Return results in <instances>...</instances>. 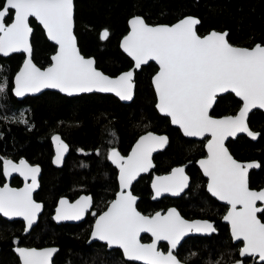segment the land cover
<instances>
[{"label":"snow or ice","instance_id":"1","mask_svg":"<svg viewBox=\"0 0 264 264\" xmlns=\"http://www.w3.org/2000/svg\"><path fill=\"white\" fill-rule=\"evenodd\" d=\"M13 12L11 23H5ZM33 17L43 26L48 38L58 45L51 57L52 63L44 69L32 62L29 35ZM128 23L131 31L123 38L121 47L133 58L136 68L150 60L159 65L153 85L156 108L161 113L170 116L171 122L186 136L210 134L207 158L199 161L208 177V191L230 205L224 220L231 225L233 239L243 241L240 256H258L259 261L264 262V222L257 217L264 212V208L257 207L258 201L264 202V189L251 190L248 180L249 169L259 165L237 162L224 147L225 138L237 133L245 132L252 138L258 135L249 130L246 119L251 109H264V45L233 46L226 39L227 33L216 31L200 36L195 27L199 20L191 16L170 26H150L139 16ZM108 35V30L104 29L100 38L106 39ZM15 52L27 53L15 77L17 96L39 92L42 88H56L69 94L97 90L114 92L122 100L132 98L133 70L110 78L94 67L92 59L80 54L73 35V0H4L0 8V54L8 56ZM5 89L6 81L0 82V94ZM229 90L241 99L243 106L235 115L213 118L209 114L213 101L218 93ZM19 122L27 123L22 118ZM52 139L57 150L54 163H59L68 146L58 135ZM166 144V136L148 132L137 140L126 157L114 148L109 151L108 159L119 168L121 191L116 193L107 210L98 215L92 231L94 238L106 241L109 246L118 245L129 260L144 264H181L173 249L186 231H215L210 222H189L174 208L151 216L137 211V197L126 189L140 173L152 167V152ZM0 161L6 177L12 172H19L26 180L31 176V184L23 188H11L7 183L0 187V213L8 218L22 216L31 225L42 207L32 199L40 169L23 159L18 164L3 157ZM187 183L184 168L177 167L169 175L155 177L152 187L156 196L163 192L176 195ZM91 203L89 196H81L75 203L61 199L55 219L79 220ZM141 233H151L152 242L141 243ZM161 240L170 245L167 254L157 248ZM55 251V248H16L22 264H49ZM234 264H242V261Z\"/></svg>","mask_w":264,"mask_h":264},{"label":"trees","instance_id":"2","mask_svg":"<svg viewBox=\"0 0 264 264\" xmlns=\"http://www.w3.org/2000/svg\"><path fill=\"white\" fill-rule=\"evenodd\" d=\"M3 0H0V7ZM132 15L141 16L151 24H171L185 15L198 18V35L213 29L226 30V39L237 46L250 47L264 44V0H73V32L81 54L92 56L95 67L113 76L127 69L131 62L119 50L118 39L126 31V20ZM10 15L6 17L8 22ZM32 33V61L42 68L49 63L54 46L43 35L41 28L30 19ZM107 29L109 35L100 39L99 31ZM22 60V54L0 56V82L6 89L0 94V157L16 161L24 159L40 168V187L35 198L43 203V212L27 235L22 234V223L0 218V250L6 260L0 264H17L10 250L11 237L22 244L34 246L54 245L57 251L51 264H137L124 260L118 249L106 250L98 243L85 244L86 223L54 224L48 212L53 199L60 193L82 187L102 201L100 195L110 197L116 185L115 173L99 158L105 149L116 147L126 153L135 138L153 131L167 135L164 150L153 156L154 171L187 163L186 172L191 185L185 196L177 199L184 212L214 221L217 232L208 237L186 238L177 250L184 264H229L237 257L239 243H232L227 227L219 222L223 210L203 189V179L198 174L194 160L203 155L202 143L181 136L169 125L167 118L154 109V94L150 76L155 70L152 63L141 66L134 73L133 98L121 103L110 94L88 93L64 96L53 91H43L36 96L20 100L11 94V78ZM239 101L230 93L217 97L211 115L233 114ZM27 123L19 122L20 119ZM248 126L258 131L255 141L238 136L226 143L230 153L239 160H256L259 167L248 173L249 187L264 186V113L252 111ZM58 133L69 144V154L61 168L50 163L52 155L49 136ZM76 148L90 151L84 166H77L81 156ZM0 161V184L3 182ZM147 176L139 178L132 193L139 196L136 208L140 212L152 211L157 203L150 201ZM14 181V182H13ZM11 185L15 184V180ZM264 208V207H263ZM201 210V214H200ZM264 222V212L258 214ZM85 225V226H84ZM244 264L256 263L245 258Z\"/></svg>","mask_w":264,"mask_h":264},{"label":"water","instance_id":"3","mask_svg":"<svg viewBox=\"0 0 264 264\" xmlns=\"http://www.w3.org/2000/svg\"><path fill=\"white\" fill-rule=\"evenodd\" d=\"M3 3H4V0H3ZM3 3H2V6H1L0 8L3 7ZM13 15H14V12L12 13V15H10V19H9V21H8V22H5V23H11L12 18H13ZM135 16H139V15H132V16H130V17L127 18V20H126V31H125V33H124L123 35L120 36V38L118 39V43H117L119 50H120V51H121V52H122V53H123L128 59H129V60H130V62H131L130 66H129L127 69L122 70V71L118 72L117 74H115V75H113V76L107 75V74H105L104 72H103V73H104L105 75L109 76L110 78H115V77L119 76L120 74H122V73H124V72H126V71L133 70V78H134V73L137 72V71H139V69H140L141 66H144V65H146V64H148V63H152V64L155 66L156 69H155V71L151 74L149 80H150V85H151V88H152V91H153V94H154V104H153V106H154L155 111L157 112L158 115L167 118L169 125H170L171 127H173V128H176V129L179 131V133L181 134V136H183L184 138L198 139V140H199V139H202L203 137H199V136H195V137H189V136H186V135L183 133V130H182L178 125H174V124L171 122V117H170V116H167L166 114L161 113V112L156 108L157 95H156L155 87H154V85H153V77H154L155 74L159 71V65H158L154 60H150V61H148L146 64H142L139 68H136V67H135V61L133 60V58H132L131 56H129L128 53L125 52L124 49L121 47V42H122L123 38H124L126 35H128V33L131 31V27H130V25H129L128 22H129L130 19H132V18L135 17ZM188 16H191V17H194V18L198 19L197 17L192 16V15H185V16H182L181 18L175 20V21L172 22L171 24H164V23L151 24V23H147V22H145V23H147V24L150 25V26H156V25H169V26H170V25H172V24L177 23L180 19H183V18L188 17ZM139 17H141V16H139ZM141 18H142V17H141ZM30 19H33V20H34V22H35V23L41 28V30H42V32H43V35H44V37L46 38V40H47L50 44H52V45L54 46V50H53V52L49 55V63H48L47 65H45L44 67L41 68V69H44V68L50 66V64L52 63V61H51V57H52V55H54L55 52L57 51V49H58V45H56L54 41H51V40L48 38L45 29L43 28V26H42V25H41V24H40V23H39L34 17H33V18H30ZM142 19H143V18H142ZM143 20H144V19H143ZM196 26H197V25H196ZM196 26H195V27H196ZM30 27H31V26H30ZM31 28H32V27H31ZM73 28H74V23H73ZM103 30H104V29H101V30L99 31V37H100V33H101ZM212 31H216V32H220V33H227L226 30L217 31V30H213V29H211V30L207 31L206 33H204L203 35H200V36L207 35V34L211 33ZM31 33H32V32H31ZM31 33H30V35H29V42H30ZM73 35H74V32H73ZM74 36H75V35H74ZM100 39H101V38H100ZM102 40H103V39H102ZM230 44H231V43H230ZM255 44H257V43H255ZM255 44H253L252 46L247 47V48H251V47H253ZM232 45H233V44H232ZM262 45H264V44H262ZM76 46H77V44H76ZM233 46H237V45H233ZM237 47H245V46H237ZM77 49H78V46H77ZM78 50H79V49H78ZM79 52H80V51H79ZM15 53L22 54V60H21V62H20V64H19L18 68L16 69V71H15V72L13 73V75H12V78H11V83H12V85H11V90H10V91H11L12 96H14V97H15L16 99H18V100H20V99H22V98H24V97H26V96H36V95L40 94V93L43 92V91H53V92H57V93H59V94H61V95H64V96H75V95H79V94H88V93L110 94V95L114 96L117 100H119L121 103H128V102H130L131 99L133 98L134 87H133V92H132V98H131L130 100H122V99H121L119 96H117L114 92H101V91L93 90V91H91V92H78V93H72V94H69V93H66V92H61L59 89H56V88H42L39 92H26L23 96H17V95L15 94V92H14V88H15V77H16V74L20 71L21 67L23 66L24 60L27 58V53H24V52H15ZM11 54H13V53H11ZM80 54H81V53H80ZM9 55H10V54H9ZM81 55H82L83 57H85L86 59H92V60L94 61V59H93L92 56H85V55H83V54H81ZM0 56H1V57H7V56H4V55H2V54H0ZM32 62H33V61H32ZM37 67H38V66H37ZM94 67H95V62H94ZM95 68H96V67H95ZM96 69H97L98 71H101V70L98 69V68H96ZM101 72H102V71H101ZM133 84H134V81H133ZM225 93H230V94H232V95H233V96L239 101V103H240L238 109L236 110V112H235L234 114H227V115H235V114L239 111L240 107L243 106V102L241 101V99H240L239 97H237V96L235 95V93L231 92L230 90H229L228 92H225ZM225 93H218L217 96H218V95H223V94H225ZM215 99H216V98H215ZM214 102H215V100L213 101V103H214ZM210 109H211V108H210ZM210 109H209V112H210ZM253 110H260L261 112L264 113V109L259 108V107H256V108L251 109V110L249 111V113H251V111H253ZM249 113H248V115H249ZM227 115H221V116H218V117H213V116H212V117H213V118H221V117H224V116H227ZM247 117H248V116H247ZM246 120H247V119H246ZM148 132H152V133H154V134L157 135V136H166V137H167V135L164 134V133H156V132L149 131V130H148V131H145V132L139 134V135L135 138V140L131 143V145H130L128 151H127V153H126L125 155H123V156H125V157L128 156V155L131 153L132 148H133V146L136 144L137 140H138L141 136L146 135ZM240 134H243V135H245L246 137H248V138H250V139H253V140L255 139V138L250 137V136H249L247 133H245V132H240V133H237L235 136H229V137H226L225 140H224V144H225V142H226L228 139H234L235 137H237V135H240ZM54 135H58V136L60 137V135H59L58 133H52V134L49 136V141H50L51 150H52L51 164H52L54 167H59L60 164L62 163V161H63L65 155L67 154L68 147H67V151L63 153L60 162H59V163H54V160L56 159V155H57L56 143H55V142L53 141V139H52V137H53ZM205 136H206V140L204 141L205 143H204V146H203V147H204V150H205V152H206V156L197 159L196 162H195V164H196V166L198 167V169H199L201 175H202L204 178H206L205 191L207 192V194H208L211 198H213L214 200H216V202L227 205L226 211L224 212V214H223L222 217H221V222L226 224V226H227V230H228V234H229V237H230L231 242H232V243H240L239 248H238V251H237V257H238V258H237L235 261L230 262L229 264H234V262H236V261H242L243 258H247V257H250V258L254 259V261H255L256 263H264V262H260V261H259V257H258V256H256V257L245 256V257H243V258L240 256L239 252H240V249L243 247V241H242V240H234V239H233L232 234H231V225H230V223H229L228 221H225V220H224V216L227 214V212H228V210H229V208H230V205H229L226 201H222V200L218 199L217 197L213 196V195L208 191V187H207V185H208V177L204 175L203 169L201 168V166H200V164H199V161L202 160V159H206V158H207V155H208L206 145H207L208 140L211 139V136H210V134H205ZM205 136H204V137H205ZM60 138H61V137H60ZM61 140L65 143V141H64L62 138H61ZM65 144H66V143H65ZM66 145H67V144H66ZM166 145H167V144H166ZM166 145H165L163 148H157L154 152H152L151 157H152L154 154H156V153L162 151V150L166 147ZM67 146H68V145H67ZM224 147H225V145H224ZM225 148H226V147H225ZM228 153H229V152H228ZM107 156H108V155H107ZM151 157H150V158H151ZM108 160H109V159H108ZM109 161L112 163V165H113V166L115 167V169H116V183H117V190L115 191L113 198L108 202V204L106 205V207H105V208H104L99 214H97V215L95 216L94 221H93L92 226H91V230H90V232H89V234H88V238H87V240H86V243H90V242H94V241H96V242H99V243L105 244V247H106L107 250H110V249H114V248H116V249H118V250L120 251V253H121V257H122L124 260L132 261V260H129V259L124 255V253H123V249L120 248L118 245H111V246H109L108 243H107L106 241H101V240H99L98 238H94V237L92 236V231H93V228H94V225H95V222H96V219H97L98 215L102 214L104 211L107 210V207L109 206L110 202L116 198V193L119 192V191H121V188H120V182H119V175H120L119 168H118V167L116 166V164H114L111 160H109ZM13 163L18 164L19 162H13ZM151 163H152V160H151ZM239 163H241V162H239ZM248 163H255V164H257V162H243L242 164H248ZM27 164H28V163H27ZM28 165H30V164H28ZM257 165H258V164H257ZM30 166H34V167H35L36 165H30ZM152 167H153V163H152ZM152 167H151L150 169H152ZM177 167H182V166H176V167H173V168H177ZM173 168H172V169H173ZM253 168L256 169V167H253ZM150 169H149V170H150ZM172 169H171L168 173L163 174V175H159V176H166V175H169V174L171 173ZM251 169H252V168H251ZM149 170H148V171H149ZM249 170H250V169H249ZM148 171H147V172H142V173H140L139 175H144V174L148 173ZM1 173H2V177H3V182L0 184V187H2L5 183H7V184L9 185V187L19 189V188H23V187L25 186V184H31V176H29L28 179L26 180L25 177H24V176H21L19 172H12L11 175H9V176L6 177V176H4V174H3V168H2ZM139 175H138V176H139ZM184 175H185V173H184ZM12 176H17V177L22 181L21 184H20L18 187H15V186H11V185H10L9 182H10V178H11ZM38 176H39V173H37V185H38ZM138 176H137V177H138ZM155 177H157V176H156V175L152 176L151 181H150V191H151V199H152V200L158 198L159 196H163V195H167V196H170V197L177 196V195H179L183 190L186 189V187H185L182 191H180V192H179L178 194H176V195H173L171 192H163V193H161V195L156 196L155 190H154L153 187H152V183H153V180L155 179ZM136 179H137V178H136ZM136 179H135V180H136ZM135 180H134V181H135ZM134 181H133V182H134ZM133 182H132V183H133ZM187 185H188V183H187ZM130 187H131V186H130ZM130 187H129L128 189H126V191H130ZM36 189H37V187L34 188V190L32 191V193H33ZM250 189H251V190H261V189H264V186H262V187H260V188H257V189H254V188H250ZM132 194H133V193H132ZM133 195H134V194H133ZM134 196H136V195H134ZM136 197H137V196H136ZM154 197H155V198H154ZM61 199H63V198H61ZM61 199H59V200L57 201V204H56V206L54 207L53 219H54V221H56V222H58V220L55 219V217H56V215H57V211H56V210H57V208L60 206V205H59V202H60ZM137 200H138V197H137ZM76 201H77V200L73 201V203H75ZM35 202H36V201H35ZM136 202H137V201H136ZM37 203L41 204L40 202H37ZM257 207H261V208H263V207H264V202H260V201H258V202H257ZM170 208H173V207H169V208H167L163 213H167L168 209H170ZM174 209H175V208H174ZM40 210H41V209H40ZM39 212H40V211H39ZM39 212H38V213H39ZM156 212H161V211H156ZM156 212H153L152 214H150V215H145V216H151V215H154ZM38 213L36 214L35 220H34V222H33L31 225H28L27 221H25L24 218H23L22 216H21V217H11V218H8V217H4L2 213H0V216H1L2 218H4V219H7V220H12V219H14V220L22 221V223H23V232H27V231H28V230H29V229H30V228L36 223V220H37L36 218H37ZM161 213H162V212H161ZM142 215H144V214H142ZM182 218H183V217H182ZM183 219H185V218H183ZM258 219H259V218H258ZM79 220H80V219H79ZM79 220H66V221H69V222H77V221H79ZM185 220H187V219H185ZM187 221L192 222V221H207V220H205V219H192V220H187ZM208 222H209V221H208ZM261 222H262V221H261ZM210 223H211V222H210ZM214 232H215V231H214ZM214 232H197V231H195V230H192V231H186V234H185L184 236L181 237L179 243H180V242H181L186 236H188V235H200V236H203V235H208V234H210V233H214ZM142 234L147 235L148 238H149V241H147V242H142V241H141V243H151V242H152L151 233H141V235H142ZM159 242H165V243H166L167 248H166V251H164V253L167 254L170 245L168 244L167 241H163V240H161V241H158V242H157V246H158V243H159ZM179 243H178V244H179ZM16 248H18V247H13V251H14V253L16 254V256H17V258H18V264H22V262H21V260H20V257H19V254L16 252ZM19 248H24V247H19ZM46 248H55V249L57 250V247H55V246L43 247V248H38V249L35 248V249H37V250H41V249H46ZM175 249H176V248H175ZM175 249H173V251H174ZM158 250L161 251L160 248H158ZM161 252H163V251H161ZM54 253H55V252H54ZM54 253H53V254H54ZM53 254H52L51 257H50L49 264H50V262H51V259H52ZM173 254H174V253H173ZM132 262H134V263H138V264H144L143 261H132ZM180 262H181V261H180ZM181 264H183V263L181 262Z\"/></svg>","mask_w":264,"mask_h":264},{"label":"flooded vegetation","instance_id":"4","mask_svg":"<svg viewBox=\"0 0 264 264\" xmlns=\"http://www.w3.org/2000/svg\"><path fill=\"white\" fill-rule=\"evenodd\" d=\"M156 69V68H155ZM155 71V70H154ZM133 81H134V78H133ZM218 96H220V95H218ZM218 96H216V99H217V97ZM216 99H215V102H216ZM215 102L213 103V106H214V104H215ZM212 106V107H213ZM239 107V106H238ZM212 109V108H211ZM211 109H210V111H211ZM238 109V108H237ZM236 109V110H237ZM254 111V110H253ZM260 111V110H259ZM236 112V111H235ZM234 112V113H235ZM252 112V111H251ZM233 113V114H234ZM209 114H210V112H209ZM250 114V113H249ZM211 115V114H210ZM223 115H227V114H223ZM211 116H213V117H218V116H221V115H211ZM249 116V115H248ZM247 119H248V117H247ZM246 122H247V120H246ZM248 124V123H247ZM249 127V126H248ZM249 130H251V131H253V132H255V133H257L258 135H259V132L258 131H254V130H252L250 127H249ZM54 133H56V132H54ZM258 135L255 137V139L253 140V139H250V138H248V137H246L245 135H243V134H240V135H237V137L238 136H244V137H246L247 139H249V140H251V141H255L256 139H257V137H258ZM236 138V137H235ZM234 138V139H235ZM187 139H189V138H187ZM234 139H228V140H234ZM191 140H193V141H199V142H201L202 143V149H203V155L202 156H199L198 158H196L195 160H194V165H195V167L197 168V170H198V174L200 175V177L203 179L202 181H203V189H204V191H205V183H206V178H204L202 175H201V173H200V171H199V169H198V167L196 166V164H195V162H196V160L197 159H199V158H202V157H205L206 156V152H205V150H204V141L206 140V136L205 137H203L202 139H191ZM227 140V141H228ZM65 141V140H64ZM227 141L225 142V147H226V149H227V151L229 152V154L233 157V159H235L237 162H241V163H243V162H257L256 160H239V159H236L231 153H230V151H229V149L227 148V146H226V143H227ZM65 143L67 144V142L65 141ZM167 143H168V139H167ZM68 145V151H67V154L65 155V157H64V159H63V161H62V163L60 164V166L59 167H54L52 164V166L54 167V168H61L62 166H63V164H65V161H66V158H67V156H68V154H69V144H67ZM167 146V145H166ZM114 147H111V148H107V149H105V152L104 153H100L99 154V158L101 159V160H103L108 166H109V169H108V171H110V170H112L114 173H115V183H116V169H115V167L112 165V163L108 160V153H109V151L111 150V149H113ZM116 151H118L122 156L123 155H125L126 153H121L116 147L114 148ZM82 149H80V148H76L75 150H74V153H76L77 154V156H81V157H79L78 158V160H77V166H80V167H82V166H84L85 165V163H86V159L85 158H87V156L90 154V151H84V150H82ZM164 150V149H163ZM128 151V150H127ZM155 155V154H154ZM153 155V156H154ZM153 156L151 157V160H152V163H153V167H152V169H150L149 171H148V173H146V174H144V175H139L138 177H137V179L131 184V187H130V191H131V188H132V186L138 181V179L139 178H142V177H144V176H147L146 178H145V180L147 181V184H148V189H149V193H150V195H149V199H150V201H152V202H155V203H157V206L152 210V211H149V212H140L139 210H137V211H139L141 214H144V215H150V214H152L153 212H156V211H161L162 213L167 209V208H169V207H173V208H175L176 210H177V212L180 214V216L181 217H183V218H185V219H187V220H192V219H205V220H207V221H209V222H211V224L213 225V227L215 228V232L214 233H210V234H208V235H203V236H200V235H188V236H186L178 245H177V247H176V249L173 251V253H174V255L178 258V260L179 261H181L183 264H184V261L181 259V258H179L178 256H177V250H178V248H179V246H181V244H182V242L186 239V238H189V237H208V236H210V235H213V234H216V232H217V229H216V226H215V224H214V221L213 220H211V219H209V218H206L204 215H202V216H193L191 213H189V212H184V209H186L187 207H184V206H182L183 207V209H181L180 208V206H179V204H178V201H177V199L178 198H180V197H182V196H185V192L187 191V189L189 188V185H191V179H190V176L187 174V172H186V166L188 165L187 163H183V164H180V165H174V166H171L170 168H168L167 170H164V171H160V172H157V171H154V167H155V162L153 161ZM51 157H52V155H51ZM51 157H50V163H51ZM21 159H18V160H16V161H13V162H19ZM24 160V159H23ZM26 161V160H25ZM27 162V161H26ZM28 164H30V165H36V166H38L37 164H33V163H30V162H27ZM3 164V163H2ZM257 164H258V162H257ZM176 166H182L183 168H184V173H185V175L188 177V185H187V187H186V189L185 190H183L179 195H177V196H173V197H170V196H167V195H163V196H159L158 198H156V199H151V191H150V181H151V178H152V176H154V175H156V176H159V175H163V174H166V173H168L173 167H176ZM39 167V166H38ZM2 168H3V165H2ZM2 168H1V171H2ZM83 168V167H82ZM258 167H256V169H257ZM40 169V168H39ZM256 169H254V168H252V169H250V170H256ZM250 170H249V172H250ZM39 177H40V171H39V176H38V186H37V189L32 193V199L34 200V201H36V202H40L41 203V205H42V207H41V210H40V212L38 213V215H37V220H36V223H37V221L39 220V218H40V216H41V214H42V212H43V203L40 201V200H38V199H36L35 198V194L38 192V190H39V187H40V183H39ZM3 178V177H2ZM13 180H15V184H12L11 185V181H13ZM14 182V181H13ZM21 180L17 177V176H12L11 178H10V185L11 186H15V187H18L20 184H21ZM254 189H256V188H254ZM117 190V183H116V185H115V187H114V189H113V191H112V194H111V196L109 197H107L106 196V194L105 193H103V194H101L100 195V197H101V199H102V201H96V196L92 193V192H90V191H88V190H86L85 188H82V187H77V188H74V189H71V191H67V192H64V193H60L59 195H57L54 199H53V202H52V204H51V207H50V211L48 212V215H49V217H50V219H51V221L54 223V224H81V223H86L84 226L87 228V230H88V232H87V236H86V239H85V244L87 245H89V244H91V243H98V244H101V245H103L104 246V248L106 249V247H105V244H102V243H99V242H96V241H94V242H90V243H86V240H87V238H88V234H89V232H90V230H91V226H92V223H93V221H94V218H95V216L97 215V214H99L105 207H106V205L108 204V202L113 198V196H114V193H115V191ZM132 192V191H131ZM205 193L207 194V192L205 191ZM134 194V193H133ZM134 195H136V194H134ZM208 195V194H207ZM81 196H89V197H91V200H92V203H91V206L88 208V210L83 214V216H82V218L79 220V221H77V222H69V221H66V220H58V222H56V221H54V219H53V214H54V207L56 206V204H57V201L59 200V199H61V198H63V199H66L69 203H73V201H75V200H78V199H80V197ZM137 196V195H136ZM209 196V195H208ZM138 197V200H139V196H137ZM210 197V196H209ZM211 198V197H210ZM212 200H214L213 198H211ZM138 200H137V202H138ZM215 202H216V200H214ZM136 202V203H137ZM216 204H218V205H220L221 207V209L223 210V212H222V214L220 215V217H219V222L222 224V225H224V226H226V224L225 223H222L221 222V217H222V215L224 214V212L226 211V208H227V205H225V204H221V203H218V202H216ZM95 214V215H94ZM200 214H201V210H200ZM259 214V213H258ZM258 214H257V217H258ZM0 218L1 219H3V220H5V221H8V222H13V221H19V220H14V219H12V220H7V219H4V218H2L1 216H0ZM259 218V217H258ZM19 222H21L22 223V221H19ZM36 223L27 231V232H23V229H22V234L23 235H27L28 233H29V231L36 225ZM22 227H23V223H22ZM227 227V226H226ZM141 241L142 242H147V241H149V238H148V236L147 235H145V234H142L141 235ZM239 245H240V243H239ZM49 246H54V245H41V246H34V245H31V244H22V243H20L19 242V239H18V237H15V236H12L11 237V246H10V250H11V252H12V254L15 256V258H16V261H17V264H18V258H17V256H16V254L14 253V251H13V247H24V248H43V247H49ZM56 247V246H55ZM157 248H160L161 249V251H166V248H167V245H166V243L165 242H159L158 243V246H157ZM114 249H116V248H114ZM107 250V249H106ZM111 250V249H110ZM56 252V251H55ZM120 252V251H119ZM55 254V253H54ZM54 254H53V256H52V259H53V257H54ZM121 254V253H120ZM238 257H236L233 261H235L236 259H237ZM247 258H249V259H252V258H250V257H247ZM52 259H51V262H50V264L52 263ZM245 258H243L242 259V264H244L243 263V260H244ZM6 259L4 258V257H2V255H1V250H0V262L1 261H5ZM254 260V259H253ZM132 262V261H131ZM255 262V261H254ZM138 264V263H137Z\"/></svg>","mask_w":264,"mask_h":264}]
</instances>
